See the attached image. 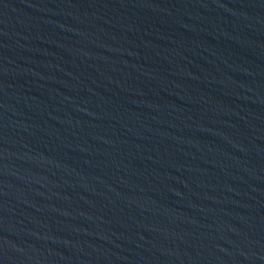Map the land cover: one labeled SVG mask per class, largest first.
<instances>
[{"label":"water","instance_id":"obj_1","mask_svg":"<svg viewBox=\"0 0 264 264\" xmlns=\"http://www.w3.org/2000/svg\"><path fill=\"white\" fill-rule=\"evenodd\" d=\"M0 264H264V0H0Z\"/></svg>","mask_w":264,"mask_h":264}]
</instances>
